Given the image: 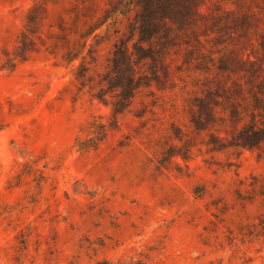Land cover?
Segmentation results:
<instances>
[{
	"label": "rangeland",
	"instance_id": "rangeland-1",
	"mask_svg": "<svg viewBox=\"0 0 264 264\" xmlns=\"http://www.w3.org/2000/svg\"><path fill=\"white\" fill-rule=\"evenodd\" d=\"M201 1L161 82L110 127L74 69L86 56L108 71L136 16L111 10L129 0H0V264H264V238L248 235L264 214V144H231L264 121V0ZM35 3L46 11L23 61ZM90 26L98 38L68 65ZM95 120L108 134L80 151Z\"/></svg>",
	"mask_w": 264,
	"mask_h": 264
},
{
	"label": "trees",
	"instance_id": "trees-1",
	"mask_svg": "<svg viewBox=\"0 0 264 264\" xmlns=\"http://www.w3.org/2000/svg\"><path fill=\"white\" fill-rule=\"evenodd\" d=\"M201 7V0H129L123 10L114 7L111 12L116 16H126L135 9L136 16L135 21L128 26L129 35L114 44L108 71L102 75L93 74L89 66L91 63L86 56H82L90 37L98 38L95 34L97 28L89 27L82 38L81 50L76 56L71 53L65 61L71 65L82 56V61L74 69L75 81L80 91L88 90L92 99L111 108L113 121L109 124L110 127L116 124L119 115L129 110L142 88L152 82H161L160 73H166L167 51L174 45L173 42L180 33H185L186 29L196 24L197 19L202 16ZM45 11V7L35 3L28 12V25L22 34L17 56L23 61L29 54L37 52L38 47L32 35ZM92 48L88 54L92 52ZM91 58L94 61L92 56ZM146 66L148 68L144 70ZM236 114L235 117H238L235 111ZM91 127L94 128L91 130L92 138L85 143H79L80 151L95 148L108 134V127L96 120ZM231 144L232 147L242 149H260L264 144V121L257 120L252 115L249 123L235 128ZM248 235L264 238V214L252 229L249 228Z\"/></svg>",
	"mask_w": 264,
	"mask_h": 264
}]
</instances>
